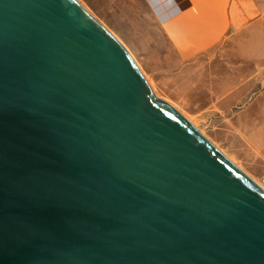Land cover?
I'll list each match as a JSON object with an SVG mask.
<instances>
[{
    "label": "water",
    "instance_id": "1",
    "mask_svg": "<svg viewBox=\"0 0 264 264\" xmlns=\"http://www.w3.org/2000/svg\"><path fill=\"white\" fill-rule=\"evenodd\" d=\"M0 264H264V191L78 0H0Z\"/></svg>",
    "mask_w": 264,
    "mask_h": 264
},
{
    "label": "rangeland",
    "instance_id": "2",
    "mask_svg": "<svg viewBox=\"0 0 264 264\" xmlns=\"http://www.w3.org/2000/svg\"><path fill=\"white\" fill-rule=\"evenodd\" d=\"M78 2L126 48L158 98L264 186V0H225L230 29L223 34L208 20L219 14L216 4L208 10L193 0L209 14L187 25L180 17L187 0H161L168 28L149 0ZM207 28L215 39L199 47Z\"/></svg>",
    "mask_w": 264,
    "mask_h": 264
},
{
    "label": "crops",
    "instance_id": "3",
    "mask_svg": "<svg viewBox=\"0 0 264 264\" xmlns=\"http://www.w3.org/2000/svg\"><path fill=\"white\" fill-rule=\"evenodd\" d=\"M149 1L151 5L156 7L155 12L157 13L159 19L162 22H164V24H166L168 28H173L174 25L172 23H169L168 21V14L163 12V9L161 7V2H160L161 0H149ZM169 1H176V0H169ZM203 2L209 3L208 10L212 8L215 4L219 7L218 15L213 13L211 16L210 15L208 16V20L212 18L213 26H211V28L213 29L215 28L217 31H220L219 33H222V34L227 32L230 29V19L229 17L228 18L225 17V10L228 11V6H224L225 0H217V1L216 0H197L198 4L203 3ZM191 3L193 4V0H187L188 8H186L185 12H183L182 15L180 16L186 19L185 23H188L187 25H190L194 22L197 23L199 19L202 18L203 16L202 14H206V15L209 14L207 10L206 12H203L202 14H200V12L197 11V8L195 7V5L194 4L192 5ZM170 32H173V35L171 33L170 34L173 36L174 41L176 43L180 44L183 41L182 39L183 35L181 34V37H179L180 33L176 29ZM202 35H204L206 38L202 39L203 41L199 44V47H206L208 44H211V40L215 39V36L214 34L211 33L210 28H207L205 33L203 32ZM185 44H186L185 46H187L188 42L187 43L185 42Z\"/></svg>",
    "mask_w": 264,
    "mask_h": 264
},
{
    "label": "bare ground",
    "instance_id": "4",
    "mask_svg": "<svg viewBox=\"0 0 264 264\" xmlns=\"http://www.w3.org/2000/svg\"><path fill=\"white\" fill-rule=\"evenodd\" d=\"M124 47V46H123ZM125 48V47H124ZM126 49V48H125ZM155 95V94H154ZM156 96V95H155ZM157 97V96H156ZM158 98V97H157ZM160 99V98H159ZM162 100V99H161ZM168 103V102H167ZM170 104V103H169ZM171 105V104H170ZM183 115V114H182ZM184 116V115H183ZM185 117V116H184ZM186 118V117H185ZM187 119V118H186ZM188 120V119H187ZM189 121V120H188ZM190 122V121H189ZM191 123V122H190ZM192 124V123H191ZM193 125V124H192ZM194 126V125H193ZM195 127V126H194ZM196 128V127H195ZM197 129V128H196ZM198 130V129H197ZM199 131V133L200 134H202L204 137H205V135L200 131V130H198ZM206 138V137H205ZM219 149V148H218ZM220 150V149H219ZM220 152L222 153V154H224L221 150H220ZM225 155V154H224ZM226 156V155H225ZM228 159H229V157L228 156H226ZM229 161H231L230 159H229ZM232 162V161H231ZM233 163V162H232ZM234 164V163H233ZM235 165V164H234ZM236 166V165H235ZM238 167V166H237ZM239 169H240V167H239ZM241 170V169H240ZM245 173V172H244ZM248 175V174H247ZM249 176V175H248ZM250 177V176H249ZM251 178V177H250ZM263 191H264V186L263 185H261V183L260 182H258L257 180H255V179H253V178H251Z\"/></svg>",
    "mask_w": 264,
    "mask_h": 264
}]
</instances>
